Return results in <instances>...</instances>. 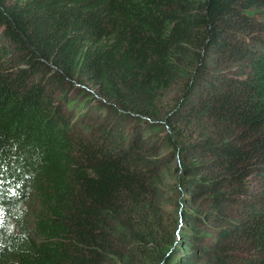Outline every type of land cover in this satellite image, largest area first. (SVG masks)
I'll return each instance as SVG.
<instances>
[{
  "label": "trees",
  "instance_id": "trees-1",
  "mask_svg": "<svg viewBox=\"0 0 264 264\" xmlns=\"http://www.w3.org/2000/svg\"><path fill=\"white\" fill-rule=\"evenodd\" d=\"M0 264H264V0H0Z\"/></svg>",
  "mask_w": 264,
  "mask_h": 264
},
{
  "label": "rangeland",
  "instance_id": "rangeland-1",
  "mask_svg": "<svg viewBox=\"0 0 264 264\" xmlns=\"http://www.w3.org/2000/svg\"><path fill=\"white\" fill-rule=\"evenodd\" d=\"M173 209V208H172ZM175 212V217L178 219L179 218V210H177V211H174Z\"/></svg>",
  "mask_w": 264,
  "mask_h": 264
}]
</instances>
